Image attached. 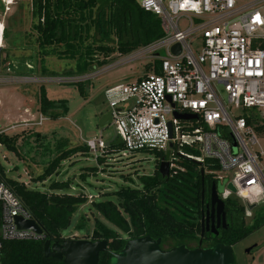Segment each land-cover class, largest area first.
Returning <instances> with one entry per match:
<instances>
[{
  "label": "built area",
  "instance_id": "1",
  "mask_svg": "<svg viewBox=\"0 0 264 264\" xmlns=\"http://www.w3.org/2000/svg\"><path fill=\"white\" fill-rule=\"evenodd\" d=\"M3 1L8 11L14 2ZM134 1L144 12L158 17L167 30L162 38L139 49L130 59L143 57L151 64L159 62V74L147 73L135 82L105 91L112 114L110 125L125 148L117 155L146 149L169 151L170 173L177 174L185 169L177 164L176 153L184 156L181 147L196 141L202 158L216 161L220 173L236 172L235 183H230L247 206L264 201V152L254 149L264 138V131L256 130L264 126V0L240 5L237 0ZM196 44L200 45L199 52L194 50ZM176 45L180 46L178 55L172 52ZM88 75L20 82L68 85L83 83L97 74ZM2 83L8 80L0 77ZM220 87L228 103L244 114L234 117L228 112L218 94ZM131 100L133 103L128 104ZM251 112L258 117L256 125L248 124L245 117ZM175 113L197 118L179 120ZM45 120L41 114L32 126H42ZM86 145L97 157L106 154L107 143L101 138L88 140ZM174 146L177 150L172 152ZM219 179L222 181L220 175ZM242 192L248 198L241 197ZM224 195L232 194L225 189ZM0 203L1 261L3 241H39L45 233L38 235L17 228L16 218H34L1 175Z\"/></svg>",
  "mask_w": 264,
  "mask_h": 264
},
{
  "label": "trees",
  "instance_id": "2",
  "mask_svg": "<svg viewBox=\"0 0 264 264\" xmlns=\"http://www.w3.org/2000/svg\"><path fill=\"white\" fill-rule=\"evenodd\" d=\"M32 11L36 44L43 49L42 55L55 54L58 58L76 60L74 71L67 76L84 75L94 66H105L116 53L128 55L165 35L162 21L144 12L134 0H32ZM92 31L101 36V40H94L93 44L89 43L93 37ZM3 52L1 49L0 69L7 71L12 65L3 56ZM145 72L159 74L160 63L156 61L154 64H146ZM68 85L76 86L80 95L85 96L84 82ZM39 104V112L51 120L64 118L68 112L66 100H49L43 87ZM245 117L248 124H258V117L252 112ZM256 130L262 133L264 126H257ZM224 136L230 137L228 134ZM0 145L20 155L17 136L1 133ZM181 148L184 156L176 153V158L177 164L184 171L177 174L171 172L169 177H163L158 169L166 153L141 150L155 155L158 162L156 171L151 176L138 177L137 185L104 194L114 195V201L108 199L91 202V209L111 226L99 219L95 220L90 240L108 243L107 251L100 254L98 264H110L113 254L119 253L131 239L146 236L154 240L161 239L162 246L168 245L169 248L192 243L198 245L200 240L203 244L235 247L264 226L262 217H254L247 223L245 218L248 206L241 204L236 196L230 195L223 200L227 215L226 229L218 231V236L205 231L201 238V220L206 216V210H209L212 188L216 186L219 192L222 184L219 179L220 167L216 161L202 158L196 141L192 145L184 144ZM176 150L174 146L172 152ZM105 151L113 156L121 154L125 148L117 137L105 147ZM89 153L86 144L70 149L60 147L56 157L34 180L42 185L48 181L43 191L31 188L18 179L9 178L0 162V175L45 233V238L39 241H3L0 264H64L63 261L45 257L44 243L47 240L52 243L70 240L63 237V232L70 227L72 216L77 210L89 201L84 193L76 195L72 192L70 179L59 178L63 174L65 161ZM96 160L99 164L105 162L102 156L96 157ZM86 170L89 171L86 175L98 173L96 167ZM82 178L85 179V176ZM125 180L134 183L131 176ZM119 232L126 238L121 237Z\"/></svg>",
  "mask_w": 264,
  "mask_h": 264
},
{
  "label": "rangeland",
  "instance_id": "3",
  "mask_svg": "<svg viewBox=\"0 0 264 264\" xmlns=\"http://www.w3.org/2000/svg\"><path fill=\"white\" fill-rule=\"evenodd\" d=\"M248 1L250 0H237V4ZM13 2L6 11L4 1L0 0V28L3 26L0 29V49L4 50L3 56L12 65L7 71L0 69V77L8 80V83L0 84V133L17 136L20 155L17 156L0 145V162L9 178L18 179L31 188L35 187L43 191L48 181L42 185L35 183L34 180L56 157L60 147L70 149L97 138H101L104 143L112 140L113 127L99 126L102 116L110 110L105 91L114 86L135 82L144 76L147 73L145 65L148 64V60L141 57L130 61L131 55L139 49L125 56L114 54L105 66H94L86 73V76L89 74L88 77L97 75L84 81L85 96H81L74 85L52 82L42 85L24 84L20 79L67 76L66 74L74 71L76 60L58 58L55 54L43 56V49L36 44V33L33 30L32 0H13ZM91 36H93L89 41L91 44L94 40H101V36L95 31L91 32ZM197 49L199 52V44L194 46V50ZM197 54L195 52V55ZM41 87L44 88L49 100H66L68 112L64 118L57 120L46 118L42 126L37 127L32 125L41 115L39 112ZM218 94L232 116L244 114L242 109H235L228 103L222 87L219 88ZM133 101H129L128 104ZM13 126L16 128L11 130ZM254 149L264 152V138L261 137L259 145ZM97 155L90 152L88 155H78L63 163V174L59 179H70L72 192L76 195L84 193L89 201L72 216L70 227L63 232L65 239L90 240L96 219L110 226L91 209V202L108 199L114 201V195L104 196V194L113 193L122 187L137 185L138 177L151 176L158 164L155 155L145 151L113 156L105 154L103 164L97 162ZM92 167L98 168L97 175H86L89 172L86 168ZM82 176H85V179ZM129 176L133 179V184L125 180ZM220 177L223 185L220 186L219 192L222 194L226 183H235L236 172H223L220 173ZM233 196L245 205L242 198ZM240 196L248 198L246 192H242ZM251 205L255 207L253 210H248L245 218L247 223H250L254 217L264 218V201L258 200ZM119 234L126 238L123 233L119 232ZM165 247L169 248L168 245ZM248 248H251V255L246 253ZM233 256L235 264H264V226L233 247Z\"/></svg>",
  "mask_w": 264,
  "mask_h": 264
},
{
  "label": "water",
  "instance_id": "4",
  "mask_svg": "<svg viewBox=\"0 0 264 264\" xmlns=\"http://www.w3.org/2000/svg\"><path fill=\"white\" fill-rule=\"evenodd\" d=\"M164 30H167L166 25H163ZM172 52L178 55L180 46L173 47ZM174 117L179 120L196 119L195 115H180L174 114ZM112 114L107 111L99 122L100 127H106L111 124ZM114 136L111 141L107 142V146L114 142L118 136L117 130L113 127ZM169 135L172 137L171 124H169ZM170 152H166L159 164V173L163 177L170 176L169 167ZM201 164L200 162H198ZM202 178L204 170L201 171ZM225 189L232 195H236L237 190L232 183L228 182ZM211 210L207 211L206 216L201 220V238L205 231H211L213 235L218 236L220 224L226 227L227 220L225 214V205L218 194L216 186H213L210 200ZM255 205H249L248 209L253 210ZM215 220L217 225L215 226ZM211 221V225H210ZM206 222V228L204 223ZM15 224L21 231H31L38 235L44 233L42 227L35 220H24L16 218ZM202 244V240L199 242ZM162 240H154L151 237H141L127 241L124 248L113 254L110 264H235L233 256V247L218 244L211 249H196L190 251L184 245L171 248L168 251L161 249ZM108 243L106 241L91 240H64L62 243H52L47 240L44 243V253L46 258H52L63 261L64 264H98L100 254L107 251ZM251 248L246 250L248 254Z\"/></svg>",
  "mask_w": 264,
  "mask_h": 264
},
{
  "label": "flooded vegetation",
  "instance_id": "5",
  "mask_svg": "<svg viewBox=\"0 0 264 264\" xmlns=\"http://www.w3.org/2000/svg\"><path fill=\"white\" fill-rule=\"evenodd\" d=\"M221 183H222V181H221ZM223 185V183L220 185V186H222ZM219 186V187H220ZM218 194H219V196H220V199H222V200H224L226 197H229V195H224V193H220V192H218ZM224 202V201H223ZM207 209V208H206ZM211 210V206L209 207V210H206V211H210ZM207 213V212H206ZM226 218H227V215H226ZM215 226L217 225V220H215ZM210 225H211V221H210ZM205 228H206V222H205ZM218 229V231H220V230H223V229H226V227H223V225L222 224H220V227L219 228H217ZM210 232V234H212V232L211 231H209ZM216 245H218V244H215V245H211V244H209V243H206V244H198V245H195V246H190V245H184L185 247H186V249H188V250H190V251H193V250H196V249H203V250H206V249H211V248H213L214 246H216ZM178 247V246H177ZM161 249L163 250V251H168V250H170L171 248H166L165 246H162L161 245ZM251 252L252 251H250L247 255H251Z\"/></svg>",
  "mask_w": 264,
  "mask_h": 264
}]
</instances>
